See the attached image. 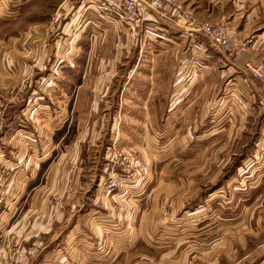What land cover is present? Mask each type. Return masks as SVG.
<instances>
[{
	"label": "rangeland",
	"instance_id": "rangeland-1",
	"mask_svg": "<svg viewBox=\"0 0 264 264\" xmlns=\"http://www.w3.org/2000/svg\"><path fill=\"white\" fill-rule=\"evenodd\" d=\"M69 1L73 9L66 13ZM78 1L0 5V124L4 103L39 96L50 99L59 113L65 98L74 99L71 139L76 149L71 155L58 151L60 179L52 207L54 198H62L63 207L76 198V177L88 166L90 177L98 176L95 189L106 203H127L136 212L130 221L152 228L147 243L138 237L136 251L128 256L133 261L120 264H214V259L216 264H257L264 255V229L257 225L264 220V170L254 164L264 157V137L254 144L258 129L264 132V104L253 106L256 110L246 120L235 119V108L243 112L244 106H232V116L226 100L234 93L237 103L242 92L229 83L220 61L214 74L206 70L200 75L211 86L179 90L176 83L189 76L171 72L175 61L162 58V46L150 40L145 21L133 27L135 33L124 22L88 20L81 13L77 17ZM177 2L181 9L175 14H186L188 22L227 26L241 50L227 55L212 49L220 57L230 56L252 78H264L253 77L246 68L264 61L242 60L245 45L232 28L200 19ZM201 62L193 56L180 58L178 66ZM146 81L156 83L155 104L130 103ZM183 92L186 98L174 103ZM112 181L119 186L110 187ZM102 217L114 221L109 214ZM226 217L231 222L225 226ZM147 240L156 246L149 247Z\"/></svg>",
	"mask_w": 264,
	"mask_h": 264
},
{
	"label": "crops",
	"instance_id": "crops-1",
	"mask_svg": "<svg viewBox=\"0 0 264 264\" xmlns=\"http://www.w3.org/2000/svg\"><path fill=\"white\" fill-rule=\"evenodd\" d=\"M180 1L198 18L224 22L232 28L244 42L245 49L241 56L243 61H264V0ZM23 3L24 0H0L1 7L13 4L20 8ZM70 4L72 3L69 1L67 6ZM71 8L73 6L70 5L66 13ZM80 13L88 20L105 21L95 7L84 1L79 2L73 14L78 17ZM177 17L167 9L153 12L144 22L150 40L162 46V58L171 57L175 61L171 72L175 69L174 73L179 71L187 73L186 78L189 76L187 80L176 83L175 87L181 91H193L202 86H211L210 80L201 79L200 75L206 70L214 74L220 61L225 64L223 72L230 75L229 83L238 86L242 92L237 103L234 102L237 96L234 93L226 100L231 105L230 114H235V119L240 121L246 120L256 110L253 106L260 108L264 104V78L254 79L230 56L223 53L221 57L218 56L207 41L201 47L196 45L198 43ZM137 25L135 23L128 27H132L136 33L137 28L133 27ZM148 51L155 52L153 49ZM192 56L193 60L201 59L202 66H199L200 63H192L179 68L180 58ZM77 84H82V81ZM155 84L153 81L142 82L143 86L135 89V102L131 100L133 96L129 97V102L155 104ZM166 88L173 89L172 81L167 83ZM165 97L168 105L172 100L170 91ZM185 98L184 92L180 93L174 103H180ZM20 99L15 100L16 102H2L5 110L1 112L0 124V264L5 263L8 244L12 241L20 244L16 264H120L124 260L128 263L133 261L128 256L136 251L138 237L145 242L152 228L131 222L129 218L135 217L136 212L134 208L127 207V203L117 206L106 203L107 199L95 189L99 179L96 175L90 177V167L85 166L83 172L76 177L79 189L76 198L68 206H62L61 210H54L52 207V195L57 193L60 179L56 166L58 151L63 149L66 155H71L76 149V142L71 139L73 97L63 100L59 113L50 99L39 96ZM239 104L244 106L241 108L243 112L233 107V114L232 106ZM41 106L46 108L41 109ZM148 111L149 109L146 120L150 118ZM166 113L168 109L162 115ZM258 130L255 146L261 144L264 137L263 128ZM254 165L264 170V157ZM261 183L264 184V179ZM104 214L114 217L113 223L104 222ZM230 222L228 217L224 219L225 226ZM259 224L264 229V220H258L257 225ZM202 234L200 232L198 236ZM147 241L149 247L156 246L152 240ZM179 263L184 264L182 260ZM216 263L217 260L214 259V264ZM257 264H264V255L258 259Z\"/></svg>",
	"mask_w": 264,
	"mask_h": 264
},
{
	"label": "built area",
	"instance_id": "built-area-1",
	"mask_svg": "<svg viewBox=\"0 0 264 264\" xmlns=\"http://www.w3.org/2000/svg\"><path fill=\"white\" fill-rule=\"evenodd\" d=\"M87 5L95 7L105 18L114 22H124L127 24H135L145 21L153 12H162L164 10H171L173 13L181 9L177 0H81ZM178 16V15H177ZM182 17V18H181ZM178 16L182 20V25L187 28L189 35L195 39L199 47L204 41H207L211 46L219 51L227 54H237L241 43H237L232 36L231 30L223 24L211 22H188L187 15L181 14ZM241 50V48H240ZM246 68L251 70L253 77H261L264 75V65L246 64ZM112 188H117L119 183L112 181L109 183ZM70 190L74 189L72 185ZM68 197V196H67ZM54 210L61 208L64 201L62 198H54ZM20 244L16 241L9 242L7 249V256L4 264H16V255L18 253Z\"/></svg>",
	"mask_w": 264,
	"mask_h": 264
}]
</instances>
